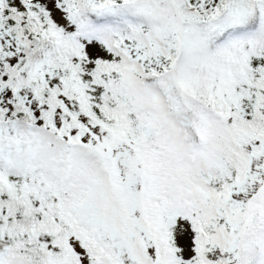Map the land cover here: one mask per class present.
Returning <instances> with one entry per match:
<instances>
[{
    "label": "snow or ice",
    "instance_id": "obj_1",
    "mask_svg": "<svg viewBox=\"0 0 264 264\" xmlns=\"http://www.w3.org/2000/svg\"><path fill=\"white\" fill-rule=\"evenodd\" d=\"M0 264H264V0H0Z\"/></svg>",
    "mask_w": 264,
    "mask_h": 264
}]
</instances>
